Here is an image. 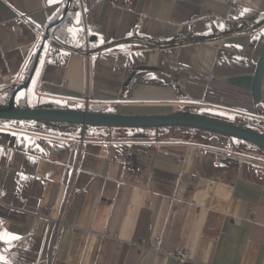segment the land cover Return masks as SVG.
<instances>
[{
    "label": "crops",
    "instance_id": "crops-1",
    "mask_svg": "<svg viewBox=\"0 0 264 264\" xmlns=\"http://www.w3.org/2000/svg\"><path fill=\"white\" fill-rule=\"evenodd\" d=\"M68 2L0 0V89H19L14 107L31 89L78 111L188 108L264 133V0L234 11L226 0L89 1L71 26L76 48L49 38L36 63ZM102 128L0 119V264H264V154L212 130L140 140L138 128ZM220 150L230 165L215 163Z\"/></svg>",
    "mask_w": 264,
    "mask_h": 264
},
{
    "label": "water",
    "instance_id": "water-1",
    "mask_svg": "<svg viewBox=\"0 0 264 264\" xmlns=\"http://www.w3.org/2000/svg\"><path fill=\"white\" fill-rule=\"evenodd\" d=\"M65 8L61 20L67 11ZM49 36L48 30L46 37ZM42 43L36 57V63L40 53L44 47ZM34 65L32 74L35 70ZM31 74V76H32ZM29 85V81L22 87ZM18 88L12 93L9 103L6 108H0V119L12 120H30V121H50V122H65L79 124L83 127H126V128H152L160 126H179L191 127L205 130L222 132L241 140L251 142L259 147L264 148V133L251 130L246 127L239 126L227 121L216 120L205 117L189 116L181 114H161V115H121L116 113H94L87 109L83 111L75 110H60L48 108H15L14 97L18 92Z\"/></svg>",
    "mask_w": 264,
    "mask_h": 264
},
{
    "label": "trees",
    "instance_id": "trees-1",
    "mask_svg": "<svg viewBox=\"0 0 264 264\" xmlns=\"http://www.w3.org/2000/svg\"><path fill=\"white\" fill-rule=\"evenodd\" d=\"M89 1H97V0H71L68 2L67 5L63 6L57 15L50 20L49 22V38L50 41L53 45L58 46V47H64L66 49H75L77 46V36L72 34L71 31V26L77 22L78 18V10L81 6V4L89 2ZM67 8V11L65 12L63 18L59 20L58 22H55L56 19L60 18L64 12V9ZM256 19V22L259 25L264 24V12L259 13L254 17ZM256 23V24H257ZM231 27V24H228L226 29H229ZM225 30V29H224ZM93 37H89V40H92ZM15 90L14 86L12 87H4L0 89V108H6L10 96L12 95L13 91ZM15 101V108L16 106H21V102ZM70 106H73L74 108H71ZM24 108V107H21ZM40 108H48V109H60V110H81V107L75 106V104H70L67 102H57V101H49L46 102L44 105H41ZM174 113L176 114H181V115H189V116H198V117H205V118H211V119H216V120H222V121H227L231 122L233 124H237L242 127H246L252 130H258V128H261L262 123L256 122L254 119L243 117V116H235L232 120H228L226 117L222 115H217V114H210V113H204L198 110H192L185 108L183 110H178L175 111ZM28 121V120H27ZM34 124L38 126H45V127H52V128H58L60 130H82L83 127L82 125L79 124H72V123H65V122H50V121H33ZM81 128H80V127ZM100 128V127H97ZM102 129H110V128H102ZM180 127L177 126H172V127H166V126H160V127H153L149 129H144V128H138L135 129L136 133L134 135L135 139H140V140H147L150 138V134L148 131H155V133L162 139H167L176 134L174 130H178ZM191 131V135L194 138H198L202 135V132H204L203 129L199 128H188ZM230 138L236 140L234 141V148L235 149H250V148H255L258 152L264 154V148L256 146L250 142L231 137ZM246 143V145H245Z\"/></svg>",
    "mask_w": 264,
    "mask_h": 264
},
{
    "label": "built area",
    "instance_id": "built-area-1",
    "mask_svg": "<svg viewBox=\"0 0 264 264\" xmlns=\"http://www.w3.org/2000/svg\"><path fill=\"white\" fill-rule=\"evenodd\" d=\"M226 2L229 4L231 11L235 10L236 7V0H226ZM80 13L83 17H85L86 14V7L84 5L81 6ZM206 21L210 19V16L205 17ZM209 22V21H207ZM83 143V137H80L79 139H76L72 143V147L75 149H80L81 145ZM234 153L232 151H225L220 150L216 153L215 163L219 166H228L234 161ZM51 210V207L49 208ZM234 221L238 220L237 217H233ZM153 247V245H151ZM151 246L144 245V242L141 241L137 243V247L140 249H146V248H152ZM178 258L186 260L188 258V253L186 251L180 252L179 255H177Z\"/></svg>",
    "mask_w": 264,
    "mask_h": 264
},
{
    "label": "rangeland",
    "instance_id": "rangeland-1",
    "mask_svg": "<svg viewBox=\"0 0 264 264\" xmlns=\"http://www.w3.org/2000/svg\"><path fill=\"white\" fill-rule=\"evenodd\" d=\"M24 101V100H23ZM46 102L44 99L39 98L38 95H34L32 90L30 89L28 92V102L27 105L24 102H21V106H16L17 108H40L41 105H44ZM71 108H74L73 106H70ZM108 108H102L100 111H108ZM80 127V126H79ZM88 128H91V126H87ZM81 128V127H80ZM180 128H185V127H180ZM116 129L118 130H123V128L117 127ZM82 131V130H81ZM244 152H249L247 149H243Z\"/></svg>",
    "mask_w": 264,
    "mask_h": 264
}]
</instances>
